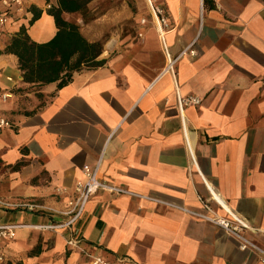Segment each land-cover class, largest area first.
Here are the masks:
<instances>
[{
    "label": "crops",
    "instance_id": "1",
    "mask_svg": "<svg viewBox=\"0 0 264 264\" xmlns=\"http://www.w3.org/2000/svg\"><path fill=\"white\" fill-rule=\"evenodd\" d=\"M24 2L23 15L40 11L29 37L49 40L57 0ZM63 17L104 42L106 62L46 87L32 115L12 92L22 75L7 46L20 20L0 33V92L10 94L0 117L12 124L0 129V223L20 225L0 243L5 264H87L70 237L120 264H264L202 218L236 213L264 249V0H88L83 16ZM177 91L200 98L183 117ZM100 155L98 177L130 194L98 191L70 228H36L67 219L57 211Z\"/></svg>",
    "mask_w": 264,
    "mask_h": 264
},
{
    "label": "trees",
    "instance_id": "2",
    "mask_svg": "<svg viewBox=\"0 0 264 264\" xmlns=\"http://www.w3.org/2000/svg\"><path fill=\"white\" fill-rule=\"evenodd\" d=\"M88 0H57L48 9L56 27L55 34L45 42L33 41L27 29L39 18L40 11L30 7L29 16L19 18L21 25L7 46V51L17 57L18 69L22 75V88L13 93L22 94V113L32 115L50 100L53 93L45 88L53 85L54 90L67 85L74 73L83 69L102 66L103 41L88 42L78 26L63 17L65 13H86Z\"/></svg>",
    "mask_w": 264,
    "mask_h": 264
},
{
    "label": "built area",
    "instance_id": "3",
    "mask_svg": "<svg viewBox=\"0 0 264 264\" xmlns=\"http://www.w3.org/2000/svg\"><path fill=\"white\" fill-rule=\"evenodd\" d=\"M152 12L156 15L158 22L161 27L167 29V21L163 14V10L158 5H151ZM25 13V2L24 0H0V33L3 31L4 27L7 24H10L14 21H18L19 18ZM162 34V33H161ZM164 49L165 46L163 45ZM1 50V42H0ZM186 50L181 51L176 57L170 58L166 63L165 70L173 73V65L175 61L182 56ZM190 55H194V50H188ZM10 94L0 92V100H6ZM176 105L179 110L181 117H183L184 108L190 105H198L200 103V98L193 95H181L178 91L175 95ZM11 122L4 118L0 117V129L11 127ZM101 157L97 159L96 163L93 166L83 165L82 166V178L77 179L74 183L73 197L67 201V209L63 211H57L61 215H65L67 219L62 221L57 225H40L36 228L40 229H55L59 227L70 228L72 224L78 219V217L83 212L87 202L90 197L97 193L98 191L107 192L113 195H122L129 193L121 187L109 183L106 180L100 179L98 177L99 165L101 162ZM130 194V193H129ZM0 204H4L3 201H0ZM30 210L44 209L43 206L27 204L25 205ZM227 216L220 215H211L203 216L214 224L222 228L228 235L233 237L238 245V248L242 251H250L258 256V259L264 262V249L257 245L246 233L251 230V227L248 221L236 213H233L229 210H226ZM20 227L17 224H7L0 223V243L13 239L15 237V231ZM35 228V226H32ZM67 244L71 247H74L81 251L86 258L87 264H120L123 258L118 257L114 261H109L103 257L95 255L86 249L82 248L80 241L77 239L69 238L67 239ZM6 263V257L4 253L0 250V264ZM245 264V263H242Z\"/></svg>",
    "mask_w": 264,
    "mask_h": 264
},
{
    "label": "rangeland",
    "instance_id": "4",
    "mask_svg": "<svg viewBox=\"0 0 264 264\" xmlns=\"http://www.w3.org/2000/svg\"><path fill=\"white\" fill-rule=\"evenodd\" d=\"M95 3H96L97 5H99V6H100V5H103V3H98V2H95ZM95 3H94V4H95Z\"/></svg>",
    "mask_w": 264,
    "mask_h": 264
},
{
    "label": "water",
    "instance_id": "5",
    "mask_svg": "<svg viewBox=\"0 0 264 264\" xmlns=\"http://www.w3.org/2000/svg\"><path fill=\"white\" fill-rule=\"evenodd\" d=\"M108 47H110V46H108Z\"/></svg>",
    "mask_w": 264,
    "mask_h": 264
}]
</instances>
